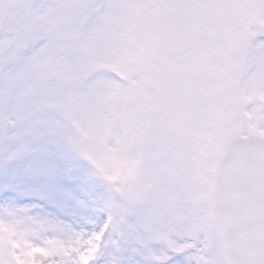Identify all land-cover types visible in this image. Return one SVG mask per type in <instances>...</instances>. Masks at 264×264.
<instances>
[{"label":"snow or ice","instance_id":"obj_1","mask_svg":"<svg viewBox=\"0 0 264 264\" xmlns=\"http://www.w3.org/2000/svg\"><path fill=\"white\" fill-rule=\"evenodd\" d=\"M0 264H264V0H0Z\"/></svg>","mask_w":264,"mask_h":264},{"label":"rangeland","instance_id":"obj_2","mask_svg":"<svg viewBox=\"0 0 264 264\" xmlns=\"http://www.w3.org/2000/svg\"><path fill=\"white\" fill-rule=\"evenodd\" d=\"M99 164L101 167L108 168L111 171L113 178L120 177L126 170V163L118 154H113L106 159L101 158ZM34 198L33 195L28 194L22 197V202H29Z\"/></svg>","mask_w":264,"mask_h":264}]
</instances>
